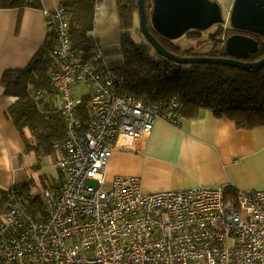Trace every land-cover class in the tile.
Segmentation results:
<instances>
[{
	"label": "built area",
	"instance_id": "1",
	"mask_svg": "<svg viewBox=\"0 0 264 264\" xmlns=\"http://www.w3.org/2000/svg\"><path fill=\"white\" fill-rule=\"evenodd\" d=\"M44 13L54 26L50 85L65 127L53 147L60 184L44 189L37 214L8 189L0 264H264V189L225 183L144 193L137 176L107 179L112 151L168 118L125 93L103 54L83 60L72 50L62 6ZM81 84L90 88L85 125L77 115Z\"/></svg>",
	"mask_w": 264,
	"mask_h": 264
},
{
	"label": "trees",
	"instance_id": "2",
	"mask_svg": "<svg viewBox=\"0 0 264 264\" xmlns=\"http://www.w3.org/2000/svg\"><path fill=\"white\" fill-rule=\"evenodd\" d=\"M43 0H0V9H42ZM152 0H144L146 21L150 32L169 51L180 56L226 57L224 44L234 33L249 35L258 41V51L251 53L247 61H256L264 56V34L237 30L220 25L206 51L194 46L186 48L173 40L160 36L151 26ZM103 0H61L68 15L72 50L83 60L105 53L95 34L96 14ZM119 18V47L114 50L117 57L104 61L109 71L122 80V90L142 98L157 108L167 122L178 125L184 120L197 118L202 111L209 110L218 118H226L239 128H264V67L258 70H243L211 63L179 64L159 55L139 31L137 0H115ZM48 33L44 45L24 68L5 70L1 85L7 95L15 101L6 111L20 133L26 150L41 155L55 156L54 144L65 138L64 120L54 97L58 94L50 85L51 70L57 66L50 49L54 37V26L47 16ZM18 19V24L20 23ZM229 29V28H228ZM202 34L190 30L185 35ZM203 42V41H201ZM59 97V95H58ZM90 95L82 96L77 106V115L85 125L89 119ZM165 120V119H164ZM29 130V135L26 133ZM56 162V160H55ZM58 180L51 189L57 188ZM37 214L41 211V195L31 197L29 183L13 185ZM9 189V188H8ZM8 189L1 190L0 217L5 210ZM1 238V236H0Z\"/></svg>",
	"mask_w": 264,
	"mask_h": 264
},
{
	"label": "crops",
	"instance_id": "3",
	"mask_svg": "<svg viewBox=\"0 0 264 264\" xmlns=\"http://www.w3.org/2000/svg\"><path fill=\"white\" fill-rule=\"evenodd\" d=\"M60 1L43 0L42 9H0V185L5 189L31 181L32 161L6 116L15 98L5 93L1 77L5 70L24 68L44 45L48 33L44 11ZM118 24L115 0H103L95 30L101 46L118 40ZM54 101L58 108V94ZM106 175L137 176L144 193L225 183L238 190L264 189V128H239L209 110L178 125L156 118L148 136L112 151Z\"/></svg>",
	"mask_w": 264,
	"mask_h": 264
},
{
	"label": "water",
	"instance_id": "4",
	"mask_svg": "<svg viewBox=\"0 0 264 264\" xmlns=\"http://www.w3.org/2000/svg\"><path fill=\"white\" fill-rule=\"evenodd\" d=\"M137 6L139 31L159 55L169 60L179 64H219L243 70L264 67V56L256 61H247L251 53L258 51V41L241 33L231 34L225 40L226 57L177 55L167 50L150 32L144 0H137ZM229 21L234 29L264 34V0H234ZM150 23L160 36L176 40L190 30H206L214 24L225 23V19L220 4L214 0H152Z\"/></svg>",
	"mask_w": 264,
	"mask_h": 264
},
{
	"label": "rangeland",
	"instance_id": "5",
	"mask_svg": "<svg viewBox=\"0 0 264 264\" xmlns=\"http://www.w3.org/2000/svg\"><path fill=\"white\" fill-rule=\"evenodd\" d=\"M215 1H217L222 8V14L225 19V23L214 24L210 28L206 30H202V34L199 35L196 34L192 36L183 35L179 39L173 40L176 44L184 48L188 46H194L196 50L203 52L209 48L211 44L210 38L216 35L217 31L220 28V25L222 26L225 25V27H227V30L231 31L232 26L229 21V12L231 10L234 0H215ZM138 25H139V20H138ZM117 26L119 28V24ZM118 32H120L119 29ZM119 38H120V34L118 35L117 39L119 40ZM118 40L113 43L102 44L103 49L106 50L102 56L106 61H112L117 57V55H119L114 53V50L118 49L119 47ZM89 89L90 88L87 86L78 85L75 87V94L78 98H81L82 96H84L89 92ZM26 133L27 135L30 134L28 129H26ZM27 157H30L32 161L28 171L31 178V181L28 182L31 186V197H36L38 195H41L44 189L51 188L54 184L57 183L58 168L55 162V156L53 157L51 155H41L40 153H36L34 150H29ZM107 186H109V184H107ZM3 189L6 190L4 186L0 185V195H1V190Z\"/></svg>",
	"mask_w": 264,
	"mask_h": 264
},
{
	"label": "flooded vegetation",
	"instance_id": "6",
	"mask_svg": "<svg viewBox=\"0 0 264 264\" xmlns=\"http://www.w3.org/2000/svg\"><path fill=\"white\" fill-rule=\"evenodd\" d=\"M241 34H243V33H241ZM261 35H263V34H261Z\"/></svg>",
	"mask_w": 264,
	"mask_h": 264
}]
</instances>
